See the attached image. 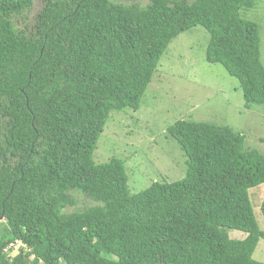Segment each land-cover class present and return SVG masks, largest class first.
<instances>
[{
	"label": "trees",
	"instance_id": "trees-1",
	"mask_svg": "<svg viewBox=\"0 0 264 264\" xmlns=\"http://www.w3.org/2000/svg\"><path fill=\"white\" fill-rule=\"evenodd\" d=\"M34 3L0 0V264H264L250 195L264 154L243 133L175 122L185 177L137 193L123 159L93 158L111 112L138 110L170 42L197 26L207 60L264 104L260 25L241 14L257 0H43L31 17ZM16 240L28 250L12 256Z\"/></svg>",
	"mask_w": 264,
	"mask_h": 264
},
{
	"label": "rangeland",
	"instance_id": "rangeland-1",
	"mask_svg": "<svg viewBox=\"0 0 264 264\" xmlns=\"http://www.w3.org/2000/svg\"><path fill=\"white\" fill-rule=\"evenodd\" d=\"M123 3L149 0H115ZM43 7L35 0L31 17ZM243 17L260 25L261 53L264 64V0L241 11ZM31 19V18H30ZM210 33L194 27L174 38L163 53L153 80L138 110H114L101 134L93 158L97 163L117 157L125 161L132 193L148 188L154 181H177L186 175L187 156L176 139L167 133L179 120L205 121L227 125L246 136V147L264 154V104L246 105L239 80L221 63L206 58ZM255 215L264 231L261 204L264 185L250 189ZM80 205L93 203L76 194ZM231 231L232 238L245 237ZM264 262V238L253 254Z\"/></svg>",
	"mask_w": 264,
	"mask_h": 264
},
{
	"label": "clouds",
	"instance_id": "clouds-1",
	"mask_svg": "<svg viewBox=\"0 0 264 264\" xmlns=\"http://www.w3.org/2000/svg\"><path fill=\"white\" fill-rule=\"evenodd\" d=\"M16 241H19V242L21 243V247H20V248H23L24 250H28L27 246H26L22 241H20V240H16ZM14 242H15V241H14ZM9 246H10V245H9ZM9 246H8V247H9ZM20 248H18V249H14V248L10 247L9 250L12 249V252H11L10 255L15 256V255L19 252ZM7 249H8V248H7ZM9 250H8V251H9ZM34 257H35L34 255L31 256V258H34Z\"/></svg>",
	"mask_w": 264,
	"mask_h": 264
},
{
	"label": "built area",
	"instance_id": "built-area-1",
	"mask_svg": "<svg viewBox=\"0 0 264 264\" xmlns=\"http://www.w3.org/2000/svg\"><path fill=\"white\" fill-rule=\"evenodd\" d=\"M10 247H12L14 249H18L21 247V243L19 241L12 242L8 248H10Z\"/></svg>",
	"mask_w": 264,
	"mask_h": 264
}]
</instances>
